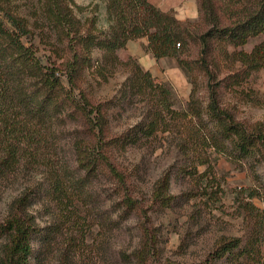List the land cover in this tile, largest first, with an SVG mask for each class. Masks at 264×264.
Masks as SVG:
<instances>
[{"label": "rangeland", "instance_id": "obj_1", "mask_svg": "<svg viewBox=\"0 0 264 264\" xmlns=\"http://www.w3.org/2000/svg\"><path fill=\"white\" fill-rule=\"evenodd\" d=\"M74 1V9L84 21L97 14L99 23L108 28L107 0ZM4 2L34 29L35 36L25 38L26 43L38 47V55L45 63L56 60L53 42L45 41L40 33L46 28L43 0ZM152 2L165 11L172 10L183 21L194 22L198 17L197 0ZM1 18L7 21L0 11ZM262 40L263 34L245 48L250 50ZM148 45L147 36L130 40L107 63L106 77L93 72L88 77L85 88L95 99L113 100L109 112L114 133L126 131L146 117L147 94L121 95L134 61L151 72L154 83L169 89L165 99L173 110L181 113L187 110L191 83L175 59L154 57ZM94 56H101V51L95 50ZM244 88L253 92L248 95L228 92L226 102L238 118L247 122L264 121V69L255 72ZM196 93L205 105L207 91L203 81L199 82ZM170 114H164L155 136L116 151L115 160L134 172L123 189V196L112 176L100 173L86 178L85 172L78 169L76 144L89 138L81 119L55 126V134L46 133L32 151L35 158L24 157L13 170L5 171L0 177V220L10 213L14 199L32 190L28 211L46 227L44 233L50 232L48 238L42 237L35 243L38 257L32 264L198 262L217 241L232 237L242 239L240 249L218 264H264V162L239 159L216 146L209 147L195 136L197 128L205 123L183 113L177 117ZM207 128L200 132L202 138L207 135ZM64 172L85 180L82 197L74 193L76 189L70 178L66 180L63 176ZM165 173L171 176L169 193L175 199L169 207L159 204L153 207L154 185ZM61 176L65 182L59 191L52 184ZM125 195L133 196L139 211L124 213ZM254 233L259 236L261 253L250 259L242 249ZM3 243L0 239V256Z\"/></svg>", "mask_w": 264, "mask_h": 264}, {"label": "trees", "instance_id": "obj_2", "mask_svg": "<svg viewBox=\"0 0 264 264\" xmlns=\"http://www.w3.org/2000/svg\"><path fill=\"white\" fill-rule=\"evenodd\" d=\"M42 4L46 28L40 33L45 41L53 42L57 57L51 64L38 55L34 43H26L25 38L35 36L29 21L0 0V11L7 18L0 19V177L22 158H35L32 151L46 133L55 134V126L81 119L89 138L76 144L78 169L86 178L100 173L112 176L123 196L134 172L115 160L116 151L155 136L167 113L173 117L183 113L205 123L195 136L209 147L216 146L239 159L264 162V121L238 118L225 100L228 92H253L245 90L244 84L264 68V40L250 50L245 48L264 34V0H197L194 22L179 19L152 0H107L108 28L99 23L97 14L84 21L74 9V0H43ZM144 36L154 57L176 60L192 85L191 99L185 112L173 110L165 99L169 89L154 83L151 72L134 61L121 95L147 94L146 117L126 131L114 133L109 112L113 100L95 99L85 88L88 77L91 72L106 77L104 69L116 53L130 40ZM95 50L101 51V56L95 57ZM200 81L207 91L205 105L196 93ZM206 128L207 135L202 138L200 132ZM66 173L63 176L70 178L74 193L82 197L85 180ZM63 176L56 177L54 189H62ZM170 183L169 173L156 181L153 207L171 205L175 196L169 193ZM32 195V190L24 191L11 203L8 216L0 220V239L4 240L0 264H32L38 257L35 243L49 236L50 232L44 233L46 227L28 211ZM122 207L126 214L140 209L132 195H125ZM258 237L250 235L242 249L247 258L260 255ZM241 245L239 237L222 238L198 262L163 264H218Z\"/></svg>", "mask_w": 264, "mask_h": 264}, {"label": "crops", "instance_id": "obj_3", "mask_svg": "<svg viewBox=\"0 0 264 264\" xmlns=\"http://www.w3.org/2000/svg\"><path fill=\"white\" fill-rule=\"evenodd\" d=\"M264 35V34H263ZM264 69V68H263Z\"/></svg>", "mask_w": 264, "mask_h": 264}]
</instances>
